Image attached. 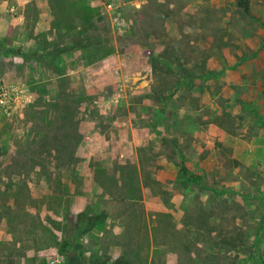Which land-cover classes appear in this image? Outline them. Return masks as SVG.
<instances>
[{
    "label": "rangeland",
    "instance_id": "1",
    "mask_svg": "<svg viewBox=\"0 0 264 264\" xmlns=\"http://www.w3.org/2000/svg\"><path fill=\"white\" fill-rule=\"evenodd\" d=\"M95 1L92 18L70 0L41 18L0 0V91L15 100L0 110V262L261 264L264 0H115L117 24ZM128 114L155 128L138 178L133 153L105 161L122 188L108 168L90 183L76 141Z\"/></svg>",
    "mask_w": 264,
    "mask_h": 264
},
{
    "label": "crops",
    "instance_id": "2",
    "mask_svg": "<svg viewBox=\"0 0 264 264\" xmlns=\"http://www.w3.org/2000/svg\"><path fill=\"white\" fill-rule=\"evenodd\" d=\"M20 5L19 7L22 6V12L18 13L19 15L22 14V16L26 17L27 15V5L28 3H31L33 5H37L38 7V16L41 18L44 17H49V12L50 9L48 7L50 6V3L52 0H16ZM70 1H81L83 2L87 10L89 12V16L92 18L96 14L94 13V4L96 3L95 0H70ZM161 1V0H158ZM168 3L170 6L173 5L172 0H168ZM105 7V6H104ZM20 11V10H19ZM18 11V12H19ZM41 21L36 22L40 27H42V30H39L41 33L44 30V28L47 29L46 23H40ZM80 29L79 26L73 27L72 33L75 31H78ZM82 47L79 48H74L75 50H78ZM72 49V48H71ZM77 52V51H76ZM64 53V51H63ZM106 57H100L96 60H91L88 62H83L84 67H92L98 63V61L102 60L105 61ZM58 61L70 65V67H67L64 73H56L58 77L62 78L64 76H70V78L73 80L75 77L76 69H74V65L77 64V62L70 57V60L68 61L66 57H59ZM75 61V62H73ZM182 109L185 110V106H182ZM78 113L79 111L76 112V120H78ZM124 116V118L121 120L122 127L116 130H112L110 133V136H103L99 132H84L82 139H78L75 143V148H74V156L80 161H83L84 163H87V168L85 169V174L82 172V175L88 176L90 183H97L93 178H94V171H97V169H103V168H108V169H115L117 166L114 167L111 166V162L105 164L106 160H109V157H113L116 159L121 160L122 158H126L133 153L135 154V160H136V175L138 178V152L136 145L139 143H143L147 138L142 136V135H149L148 130L151 129V133H153V125L149 126V123L145 122H139L138 121V116H135L134 118ZM116 129V128H115ZM184 132V131H183ZM122 133V134H121ZM181 141V140H180ZM96 159L98 161L94 162V164H88L89 160ZM118 161V160H117ZM113 163V162H112ZM113 177L115 178L114 185L115 187L113 188L116 191V188H122L121 185H123V182H121L120 178V171L118 169L114 170ZM98 184V183H97ZM120 191V190H119ZM101 193V191L99 190ZM98 192V193H99ZM108 195H111L109 191L107 192ZM80 195H70V202H71V209L74 211H83L85 209V205L78 204V202L81 201L79 198ZM112 198V197H110ZM87 207V206H86Z\"/></svg>",
    "mask_w": 264,
    "mask_h": 264
},
{
    "label": "built area",
    "instance_id": "3",
    "mask_svg": "<svg viewBox=\"0 0 264 264\" xmlns=\"http://www.w3.org/2000/svg\"><path fill=\"white\" fill-rule=\"evenodd\" d=\"M104 6L105 10L110 14V18H112L117 24L119 22V12L115 0H106ZM112 12H114V14ZM13 101L15 100L11 99V96L8 95L7 91H0V110L4 113H9V111H11L10 108L12 103H14Z\"/></svg>",
    "mask_w": 264,
    "mask_h": 264
},
{
    "label": "trees",
    "instance_id": "4",
    "mask_svg": "<svg viewBox=\"0 0 264 264\" xmlns=\"http://www.w3.org/2000/svg\"><path fill=\"white\" fill-rule=\"evenodd\" d=\"M241 6H243L245 9H247V3H246V1H244V3H242ZM71 47H74V48L77 47V48H79V47H82V46H81L80 44H78L77 41L74 40V42H73V44L71 45ZM211 75H212V72H208V73H207V76H208V77L211 76ZM177 82H178L179 84H181L182 82L187 83V82H186L185 80H183L182 78L179 79V80H177ZM84 214H86V213H85L84 211H81V212H79V214L77 215V217H79V216H81V215H84ZM116 261H117V263H119V264H126V263L129 262V261L127 260V258H126L125 256H123V255L118 256V258L116 259ZM0 264H3V263L0 262ZM5 264H14V263H13L12 260H8ZM261 264H264V259H262Z\"/></svg>",
    "mask_w": 264,
    "mask_h": 264
}]
</instances>
